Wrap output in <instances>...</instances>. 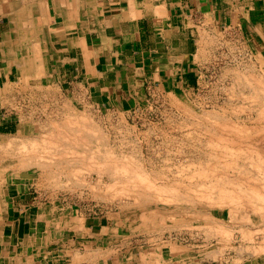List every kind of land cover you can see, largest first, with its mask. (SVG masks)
Returning <instances> with one entry per match:
<instances>
[{"label": "rangeland", "instance_id": "rangeland-1", "mask_svg": "<svg viewBox=\"0 0 264 264\" xmlns=\"http://www.w3.org/2000/svg\"><path fill=\"white\" fill-rule=\"evenodd\" d=\"M212 39L197 56L194 85L155 84L122 108L14 74L16 96L3 112L11 108L18 125L0 141L18 148L27 137L46 139L35 150L46 167L12 168L6 160L23 150L6 145L0 193L25 183L48 205L119 227L131 245L182 247L202 264H264V34L236 26ZM72 125L89 132L80 138ZM51 140L61 141L55 150ZM73 140L81 143L67 146Z\"/></svg>", "mask_w": 264, "mask_h": 264}, {"label": "crops", "instance_id": "crops-1", "mask_svg": "<svg viewBox=\"0 0 264 264\" xmlns=\"http://www.w3.org/2000/svg\"><path fill=\"white\" fill-rule=\"evenodd\" d=\"M9 5L34 17L12 23L0 12V134L18 125L3 112L13 75L34 73L14 59L40 55L48 88L122 108L155 84L194 85L218 29L264 34V0H0V11ZM39 198L21 182L0 193V264H202L182 247L131 245L119 227Z\"/></svg>", "mask_w": 264, "mask_h": 264}, {"label": "bare ground", "instance_id": "bare-ground-1", "mask_svg": "<svg viewBox=\"0 0 264 264\" xmlns=\"http://www.w3.org/2000/svg\"><path fill=\"white\" fill-rule=\"evenodd\" d=\"M11 2H14V1H16V0H10ZM0 12H3V13H5L6 15H8L9 17H10V20L12 21V23L13 22H16V23H18V22H23V21H28V22H30L31 20H33V11H32V9L31 8H28V9H25V8H21V7H18L17 5H9L5 10H1ZM36 16V15H35ZM37 29V28H36ZM12 31V30H11ZM22 33V32H21ZM15 34V33H14ZM22 45V44H21ZM36 48H38V47H36ZM38 49H40V48H38ZM23 52V51H22ZM19 55V54H18ZM43 56V55H42ZM8 58V57H7ZM44 58V57H43ZM43 58H41V56L39 55V57H37V56H31V58H30V60H29V62L25 59V58H18V59H14L15 60V62H17L19 65H21V63H22V67H24V66H26V65H31V67L33 66V64H36L37 63V61H38V63L40 64V69L39 70H35V69H33V68H31V70H33L34 71V73H33V75H30V73H27L29 76H31L32 78H34L36 81L37 80H39L40 79V77H43V75H44V73H43V69L45 68L44 67V59ZM16 63V64H17ZM47 71V70H46ZM32 74V73H31ZM50 85V84H49ZM52 85V84H51ZM50 85V86H51ZM46 86V85H45ZM43 87V86H42ZM47 87V86H46ZM52 87H50V89H51ZM83 114V113H82ZM71 117H73V116H71ZM77 117V116H76ZM77 119V118H76ZM75 119V120H76ZM81 120H84V122L86 123V121H88V120H86V119H84V118H80ZM80 119H79V117H78V120H76V122L78 121V124H79V126L83 123V122H81V124H80ZM68 120V119H67ZM86 120V121H85ZM72 121V120H71ZM65 122V121H64ZM67 122V121H66ZM73 122V121H72ZM74 123V124H77V123ZM94 122V121H93ZM84 123V124H85ZM90 122H88V124H89ZM78 124H77V126H78ZM84 124H82V125H84ZM85 125H87V123L85 124ZM68 126H70V124L68 125ZM73 126V128L75 129L74 131H76L75 132V134L77 133V136L78 135H80V138H83V137H81V136H85L86 134H87V132L85 133V131L87 130L88 131V128H87V126H89V125H87L86 126V129L83 127V129L85 130L84 132H82L81 130H82V128H80V127H76V125H72ZM75 126V127H74ZM91 126H93L92 125V123H91ZM95 126V125H94ZM93 126V127H94ZM66 127V126H65ZM71 127V126H70ZM96 127V126H95ZM69 128V127H68ZM90 129V128H89ZM94 129V128H93ZM92 129V130H93ZM95 129H97V128H95ZM71 130V129H70ZM91 129H90V131H92ZM98 130V129H97ZM96 130V131H97ZM56 131V130H55ZM73 131V130H72ZM73 131V132H74ZM95 130H93V132H96ZM89 132V131H88ZM99 132V131H98ZM55 134H53V136L52 137H57L56 139H63L64 138V136H62V133L60 134V133H56V132H54ZM91 134V133H90ZM93 134V133H92ZM99 134H101V133H99ZM98 134V135H99ZM72 135H74V134H72ZM71 137V136H70ZM76 137V136H75ZM95 137V136H94ZM97 137V136H96ZM95 137V138H96ZM23 137H21V139H22ZM77 138V137H76ZM79 138V137H78ZM85 138V137H84ZM98 138V137H97ZM102 138V137H101ZM9 139V138H8ZM20 139V138H19ZM18 139V140H19ZM21 139H20V141H21ZM43 140H40L39 141V138L37 137V138H32L31 137V139H30V137L28 138L27 137V139H24V140H22L21 141V143L19 144V146H18V148H14V147H11L10 148V146H11V144H10V142H11V140L9 139L8 141H10L9 142V144H4V146H3V143H4V141H0V149L2 150V149H22L23 151H21L20 150V152H19V150H18V152H17V150H16V155H17V158H14L13 160H6V161H8L9 163L10 162H14V161H18V166L19 167H29V166H33V167H37V166H39V167H43V166H45L46 167V165L44 164V162L43 161H45V160H42L40 157H41V155H40V157L39 156H37L38 155V151L40 150V146H38V148L36 147L38 144H41L43 141H45L44 140V138H42ZM56 139H53V140H56ZM66 138H64V140H65ZM68 139V138H67ZM71 139V138H70ZM86 139V138H85ZM92 139V138H91ZM103 139V138H102ZM17 140V139H16ZM50 140V139H49ZM57 140V141H58ZM84 140V139H83ZM7 141V140H6ZM15 141V140H14ZM52 141V140H51ZM81 140H77L76 142H75V140H73V142H69V144H67V146L69 145V146H73V145H75L76 143H81L80 142ZM85 141V140H84ZM87 141V140H86ZM98 141V140H97ZM50 144L52 143H54L53 144V147L54 146H56L57 147V145L59 146V144H57L56 145V143H60L61 141H59V142H50V141H48ZM65 142H66V140H65ZM89 142H91V141H89ZM6 143V142H5ZM12 143V142H11ZM16 143V142H15ZM45 143H47V142H45ZM45 143H43V144H45ZM48 144V143H47ZM63 144V143H62ZM87 144H88V142H87ZM101 144V143H100ZM6 145L9 147V148H6ZM102 145V144H101ZM41 146H42V144H41ZM63 146V145H62ZM76 146V145H75ZM84 146V145H83ZM4 147V148H3ZM17 147V146H16ZM45 147V146H44ZM43 147V148H44ZM46 147L47 148H49L50 150H55V148L56 147H54V148H51V147H48V145H46ZM80 147V146H79ZM36 149H38V151H37V153H36ZM49 149H47V150H49ZM100 149V148H99ZM61 150V149H60ZM67 150H68V148H67ZM70 150V149H69ZM71 150H74V149H71ZM90 150H92V149H90ZM98 150V149H97ZM3 151V150H2ZM40 151H42V150H40ZM45 151V150H44ZM87 151V150H86ZM94 151V150H93ZM100 151V150H99ZM99 151H94L95 153H99ZM107 151V150H106ZM15 152V151H14ZM58 152V151H57ZM74 152V151H73ZM76 152V151H75ZM18 153H19V156H18ZM46 153V152H45ZM47 153H49V152H47ZM78 153V152H77ZM84 153H85V151H84ZM91 153V152H90ZM3 154V152H1L0 153V156ZM39 154H41L40 152H39ZM42 154H43V152H42ZM50 154H52V153H50ZM49 154V155H50ZM68 154V153H67ZM105 154H106V152H105ZM48 155V154H47ZM71 155V154H70ZM91 155V154H90ZM98 155V154H97ZM100 155V154H99ZM98 155V156H99ZM43 156V155H42ZM86 156V155H85ZM97 156V157H98ZM103 156V155H102ZM106 156V155H105ZM104 156V157H105ZM44 157H47V156H44ZM91 157V156H90ZM90 157H88V158H90ZM94 157V156H93ZM96 157V156H95ZM82 158V157H81ZM84 158V157H83ZM99 158H100V156H99ZM103 158V157H102ZM106 158V157H105ZM79 159V158H78ZM92 159V158H91ZM59 160V159H58ZM103 160V159H102ZM105 160V159H104ZM49 161V160H48ZM54 161V160H53ZM52 161V162H53ZM61 161V160H60ZM66 161V160H65ZM68 161V160H67ZM72 161V160H71ZM78 161V160H77ZM7 162V163H8ZM47 162V161H46ZM50 162V161H49ZM85 162V161H84ZM57 163V162H56ZM11 164V167L13 166L12 165V163H10ZM10 164L8 165V166H10ZM15 165L17 164V162L16 163H14ZM47 164V163H46ZM50 164V163H49ZM57 164H59V163H57ZM64 164V163H63ZM71 164V163H70ZM109 164V163H108ZM6 165V166H7ZM51 165V164H50ZM118 165V164H117ZM122 165V164H121ZM17 166V167H18ZM58 166V165H57ZM102 166V165H101ZM106 166H108V165H106ZM111 166V165H110ZM109 166V167H110ZM115 166V165H114ZM120 166V165H119ZM49 167H51V166H49ZM78 167V166H77ZM121 167V166H120ZM119 167V168H120ZM123 168L124 167H126V166H122ZM12 168H16V167H12ZM44 168V167H43ZM74 168V167H73ZM45 169V168H44ZM50 169V168H49ZM105 170H108V168L106 169L105 168ZM116 170H120V169H117V167H116ZM123 170V169H122ZM50 171H51V169H50ZM110 172H111V170H109ZM59 173H60V171H58ZM99 172V171H98ZM49 173V172H48ZM101 173V172H100ZM109 173V172H108ZM111 173H115L114 171L113 172H111ZM120 173V172H119ZM62 174V173H61ZM81 174V173H80ZM103 174V173H102ZM123 174V173H122ZM121 174V175H122ZM127 174V173H126ZM111 175H113V174H111ZM49 176V175H48ZM114 176H115V174H114ZM129 176V175H128ZM121 177V176H120ZM54 178V177H53ZM124 178V177H123ZM128 178V177H127ZM83 179V178H82ZM127 180V179H126ZM125 180V181H126ZM55 182H56V179H55ZM75 182V181H74ZM100 182V181H99ZM124 183V182H123ZM127 183V182H126ZM79 184V183H78ZM131 184V183H130ZM142 184V183H141ZM97 185V184H96ZM113 185V184H112ZM140 185V184H139ZM109 186V185H108ZM127 186V185H126ZM138 185H136L135 187H137ZM105 187V186H104ZM128 187V186H127ZM141 187V186H140ZM94 188V187H93ZM108 188V187H107ZM115 188V187H114ZM113 188V189H114ZM132 188H133V186H132ZM105 189H106V187H105ZM116 189V188H115ZM136 189V188H135ZM134 189V190H135ZM111 190V189H110ZM122 190V189H121ZM134 190H132V191H134ZM139 190V189H138ZM144 190V189H143ZM163 190V189H162ZM135 192V191H134ZM144 192V191H143ZM223 192V191H222ZM221 192V193H222ZM108 193V192H107ZM160 194V193H159ZM224 194H226V193H224ZM145 195V194H144ZM175 195V194H174ZM179 195V194H178ZM223 195V194H222ZM149 197V196H148ZM175 197V196H174ZM177 197V196H176ZM178 199V198H177ZM180 199V198H179ZM94 251V250H93Z\"/></svg>", "mask_w": 264, "mask_h": 264}]
</instances>
